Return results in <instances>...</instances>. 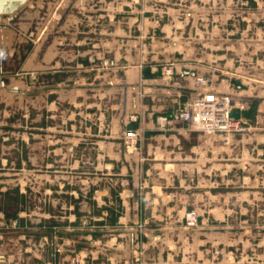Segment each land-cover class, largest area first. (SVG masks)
Segmentation results:
<instances>
[{
	"label": "rangeland",
	"instance_id": "obj_1",
	"mask_svg": "<svg viewBox=\"0 0 264 264\" xmlns=\"http://www.w3.org/2000/svg\"><path fill=\"white\" fill-rule=\"evenodd\" d=\"M133 1L43 0L42 18L10 37L0 264H264V0ZM60 9L73 15L68 34L51 22ZM60 35L58 52L75 61L41 65ZM104 44L105 65L82 71L79 54L102 57ZM165 61L197 73L167 82ZM199 86L246 100L233 109L240 131L157 127ZM143 125L126 144L124 132Z\"/></svg>",
	"mask_w": 264,
	"mask_h": 264
},
{
	"label": "built area",
	"instance_id": "obj_2",
	"mask_svg": "<svg viewBox=\"0 0 264 264\" xmlns=\"http://www.w3.org/2000/svg\"><path fill=\"white\" fill-rule=\"evenodd\" d=\"M157 1V0H151ZM181 66L176 62L165 61L161 64V75L163 80L169 81L180 72ZM195 96L184 108L177 109L172 114H160L156 118L159 129H165L175 123H184L190 129L204 133L215 132H238L241 130L240 121L233 116L234 107L243 106L244 99L236 100L234 95L219 91L212 87H196ZM134 120L136 116L132 117ZM141 128H131L124 132L125 143L136 147L142 135ZM198 214L196 211L186 213L188 226L197 224ZM2 257V256H0ZM3 259V257H2Z\"/></svg>",
	"mask_w": 264,
	"mask_h": 264
},
{
	"label": "crops",
	"instance_id": "obj_3",
	"mask_svg": "<svg viewBox=\"0 0 264 264\" xmlns=\"http://www.w3.org/2000/svg\"><path fill=\"white\" fill-rule=\"evenodd\" d=\"M43 0H32L31 4L30 3H27L20 11H19V15H18V19H17V22L14 23L13 27L10 28V29H0V45L2 46V53L4 55V65H5V61L7 60V55L6 53L9 51H11V46L9 45V39L10 37L12 36V38H15V35H16V32L15 30L18 31V29L22 30V31H26L30 28L31 24L37 20H40L42 18V16L40 15L41 13V7L42 5L40 4V2H42ZM80 1H84V0H80ZM133 1V0H132ZM134 2V1H133ZM132 2V3H133ZM105 10H107L105 8ZM54 16V15H53ZM73 15H70V14H67L65 15V17L62 19V21L60 22V24L56 25V31L57 33H59V30L58 29H61V31L65 30V33H69V31H66L67 28H69L73 22V19L71 18ZM56 18H58L59 16H54ZM244 20V19H243ZM4 21H7V20H4ZM24 36H26L25 33H23ZM68 36H55L54 39L52 40V44H50V46H48L46 48V51L45 52H41L40 53V57H37V61L40 62V64L44 65V64H47L48 61H53L56 57H60V59L62 58H67V59H71L72 61H75V55L76 53L69 51V49L67 50H63V51H60L58 52V49H61L60 47H58V45L60 44H63L62 42H64L63 40H67ZM79 46L81 45V42L77 43ZM93 46L95 47L96 43H92ZM50 47V49H49ZM55 48V49H54ZM106 48H107V45L104 44V48H103V52H102V57H100L101 55H99V51L96 50V49H88V51H85L83 50V53L82 54H79V56H81L82 58V61L84 62V60H88L89 61V64H86L87 66L82 70V71H92V70H95L96 67L94 65V61L96 59H99V60H102L104 63L105 60H106ZM57 49V50H56ZM56 50V51H54ZM100 50V49H99ZM132 50L134 51V45H133V48ZM80 51V50H79ZM98 51V52H97ZM66 54V55H65ZM133 57H134V53H133ZM138 57V56H137ZM114 59L115 61L116 60H119L117 55L114 56ZM71 60H68V61H71ZM113 60V59H112ZM138 60V61H137ZM113 62V61H112ZM80 60L77 61V66L79 67L81 64H80ZM136 66H134V68H136V70L138 71L139 67L142 66V64H144V62L142 60H139V59H136ZM104 64H102V66H104ZM114 65H118V63H115ZM101 66V64L99 65ZM150 70H152V72H154V70H156V65H150ZM183 68V67H181ZM102 70H106V68H98V71H101ZM192 78V77H190ZM152 85H151V88L150 89H156V90H167L168 88L167 87H154L153 85L154 82H150ZM150 83L148 85H150ZM136 89L138 88V86H135ZM150 89H147V90H150ZM196 89V88H194ZM146 127V126H145ZM144 125L142 126V131L145 129ZM166 135H164V138H165ZM50 264H53L52 262Z\"/></svg>",
	"mask_w": 264,
	"mask_h": 264
},
{
	"label": "water",
	"instance_id": "obj_4",
	"mask_svg": "<svg viewBox=\"0 0 264 264\" xmlns=\"http://www.w3.org/2000/svg\"><path fill=\"white\" fill-rule=\"evenodd\" d=\"M30 0H0V29H10L13 27L12 23L16 21V17L19 14V11L29 2ZM58 13L60 14L59 18L51 17V22L55 25L60 24L62 19L66 15V10L60 9L58 10ZM7 20V21H4ZM5 65H4V55L2 53V46L0 45V89L3 87L10 88L7 86V83L9 82V78L5 75ZM197 73L194 69H188L184 68L181 70L180 75L178 77L179 81L181 83L186 82L185 76L195 75ZM158 87H167L170 89H186L185 86L177 87L174 85H164V84H157ZM15 90H19L17 87H13ZM2 259V257H0Z\"/></svg>",
	"mask_w": 264,
	"mask_h": 264
},
{
	"label": "flooded vegetation",
	"instance_id": "obj_5",
	"mask_svg": "<svg viewBox=\"0 0 264 264\" xmlns=\"http://www.w3.org/2000/svg\"><path fill=\"white\" fill-rule=\"evenodd\" d=\"M55 232H56V231H55ZM52 233H53V230L51 231V235H53ZM52 238H53V237H52ZM50 247H51V250L53 251V241H52V243H51V246H50Z\"/></svg>",
	"mask_w": 264,
	"mask_h": 264
},
{
	"label": "bare ground",
	"instance_id": "obj_6",
	"mask_svg": "<svg viewBox=\"0 0 264 264\" xmlns=\"http://www.w3.org/2000/svg\"><path fill=\"white\" fill-rule=\"evenodd\" d=\"M151 88V83H150V86H146V89H150Z\"/></svg>",
	"mask_w": 264,
	"mask_h": 264
}]
</instances>
